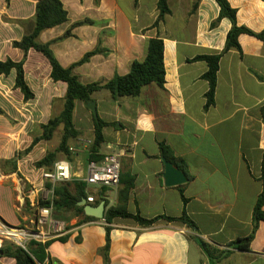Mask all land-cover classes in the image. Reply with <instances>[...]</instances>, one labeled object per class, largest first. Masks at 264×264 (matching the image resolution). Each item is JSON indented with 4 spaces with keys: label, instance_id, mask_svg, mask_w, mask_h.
I'll return each instance as SVG.
<instances>
[{
    "label": "crops",
    "instance_id": "crops-1",
    "mask_svg": "<svg viewBox=\"0 0 264 264\" xmlns=\"http://www.w3.org/2000/svg\"><path fill=\"white\" fill-rule=\"evenodd\" d=\"M38 1L0 0V61L24 60L25 79L34 94L26 100L16 88L15 70L0 75V217L12 226L27 225L32 219L29 204H21L32 189L51 199L41 169L34 173L29 167L50 152L49 142L41 141L26 151L42 135V125L61 113L67 91L66 83L51 79V65L41 53L30 50L25 54L13 46L33 30ZM228 1L237 10L239 26L256 33L264 30V1ZM61 2L68 21L41 32L38 41L50 44L65 68L100 48V53L74 69L85 85L127 75L134 61L145 60L151 39L163 40V88L150 84L139 96L118 100L108 91L93 95L98 118L109 124L103 129L105 143L100 154L120 155L122 179L133 181L128 213L154 219L180 218L185 211L197 230L162 218L151 226L115 218L105 258L107 225L102 220L85 221L73 212H54L68 225L69 233L49 248L29 245L37 264H264V222L248 252L230 247L253 233L254 209L263 190L264 43L243 34L239 37L241 52L230 50L222 56L215 102L206 108L209 83L203 76L209 68L205 61L194 59L222 53L232 28L227 18L212 27L220 15L215 0H168L169 13L158 26L159 0ZM86 19L93 23L72 29V36L64 38L74 23ZM94 118L85 103L76 102L78 141L93 142ZM161 143L185 161L192 180L165 186ZM77 146L78 153L72 154L70 162L75 180L80 181L88 174L90 147ZM17 156L14 172L1 165ZM121 188L87 186L86 193L96 202L103 197L109 207H117ZM199 239L211 252L216 251V259L203 251ZM0 264L17 261L10 254L0 255Z\"/></svg>",
    "mask_w": 264,
    "mask_h": 264
},
{
    "label": "trees",
    "instance_id": "trees-1",
    "mask_svg": "<svg viewBox=\"0 0 264 264\" xmlns=\"http://www.w3.org/2000/svg\"><path fill=\"white\" fill-rule=\"evenodd\" d=\"M220 7L219 18L213 22L212 27H216L222 19H229L232 23V28L227 35L226 45L222 53L215 55L199 56L194 61H205L208 64V71L203 76L209 83V90L206 94L207 104L206 108L212 106L215 102V92L217 87V75L220 68V61L224 54L230 50H237L241 52V46L239 44V37L243 34L257 38L264 43V30L260 33H256L247 27L239 26L237 22V10L234 9L228 0H215ZM264 1V0H262ZM158 8L160 11L159 18L155 24L158 26L159 22L163 20L164 16L169 13L168 0H159ZM68 21V13L64 8L61 0H39L36 7L35 26L30 34L26 35L21 41H16L13 46L22 50L27 54L30 50H35L41 53L51 65V79L54 82H64L67 84V91L63 98V109L57 116H53L45 125H42V135L34 139L31 147L26 151L30 152L35 145L41 141H51L54 137L56 130L63 126V135L59 147L55 151H50L40 161L36 163L38 169L50 170L54 164L58 161V155H63L67 160L72 161L73 155L70 152V143L72 141H78L81 133L75 127L74 112L76 102L81 101L88 104L93 101V95L99 91H108L111 93L114 99L121 98H133L141 94L143 88L150 84H156L163 88L165 85V62H164V42L162 39L153 38L149 41L147 57L144 61H134L130 72L127 75L120 76L115 75L111 80L106 82H96L85 85L81 83L79 77L74 73V69L77 66L87 63L91 57L101 52L100 48L87 53L84 58L73 64L69 68H65L61 65L55 54L50 48V44H43L38 41V37L44 30L51 29L60 26ZM91 20H83L72 25V28L68 30L64 38L72 36V29L92 24ZM13 70L16 71V88L20 89L24 94L26 100L34 98L30 87L25 79L24 60L21 62H14L8 59L5 62L0 61V75H9ZM0 113L3 111L0 109ZM264 116V109H263ZM109 124L102 121L100 118H94V139L90 146L89 160L98 161L102 157L101 149L105 143L103 135V129ZM161 156L166 158L169 162H172L175 166L180 168L188 177L192 180V176L187 170L186 163L183 159H179L173 155L171 148L164 143L160 144ZM104 157V156H103ZM102 157V158H103ZM101 158V159H102ZM19 156L14 159L2 161L1 165L10 166L12 172L17 170V161ZM263 184V190L257 200L254 209V231L245 238H239L230 244V247L239 251L248 252L250 250L251 242L255 237L256 230L259 227L260 222H264V155L261 165V178ZM120 185L123 186L119 192L120 204L117 207H109V203L101 197L100 201L94 203L99 205L101 201H106V245L103 249L105 258L108 257V252L111 243V227L115 218H130L137 221L144 226H151L159 219H166L170 222H181L188 227L197 230L196 224L188 217L186 212L180 218L172 217H158L154 219H145L140 215H132L126 210V203L128 200V194L133 188L132 180H123L121 174ZM87 184L83 181L73 180L67 183H61L54 188L53 201H43L42 206L53 205L55 213L73 212L78 216H83L85 221L95 220L92 217H88L84 213V207L79 206V203L83 199H87L86 193ZM106 189V188H103ZM181 194L184 204L188 200L184 196V190L181 188ZM200 247L211 258L214 257L216 251L211 252L210 246L202 239L198 240ZM12 255L17 264H37L30 251H26L21 248L14 247L12 245H6L0 250V255Z\"/></svg>",
    "mask_w": 264,
    "mask_h": 264
},
{
    "label": "built area",
    "instance_id": "built-area-1",
    "mask_svg": "<svg viewBox=\"0 0 264 264\" xmlns=\"http://www.w3.org/2000/svg\"><path fill=\"white\" fill-rule=\"evenodd\" d=\"M83 147H90L92 141L79 140ZM72 154H77L78 150L70 147ZM121 157L118 154L105 155L100 161H90L88 163V174L80 180L87 186L98 188H118L121 181ZM41 178L44 184L50 186L51 199L44 195L34 194L36 189L31 190L22 199V206L30 207L32 219L27 225L12 226L0 217V250L6 245L29 251L32 243L41 244L49 248V244L65 237L68 232V225L54 216L53 205L42 206L43 201H53L54 188L61 183L75 180L71 162L67 159L58 160L52 169H41ZM87 202L94 204L95 198L88 197ZM106 225L105 219L102 220Z\"/></svg>",
    "mask_w": 264,
    "mask_h": 264
},
{
    "label": "water",
    "instance_id": "water-1",
    "mask_svg": "<svg viewBox=\"0 0 264 264\" xmlns=\"http://www.w3.org/2000/svg\"><path fill=\"white\" fill-rule=\"evenodd\" d=\"M87 108L93 113L94 117L98 118L97 107L94 101L86 104ZM165 165L164 184L166 187H175L186 184L188 178L185 173L177 168L172 162H169L166 158H162ZM79 206L84 207V213L88 217H92L98 220H104L106 214V202L101 201L99 205L87 203L86 199H83Z\"/></svg>",
    "mask_w": 264,
    "mask_h": 264
},
{
    "label": "rangeland",
    "instance_id": "rangeland-1",
    "mask_svg": "<svg viewBox=\"0 0 264 264\" xmlns=\"http://www.w3.org/2000/svg\"><path fill=\"white\" fill-rule=\"evenodd\" d=\"M47 106H48V105H47ZM47 110H48V109H47ZM62 135H63V126H60V127L56 130L53 139H52L51 141H48V142H49V146H48V148H49L50 151H55V150L59 147L60 142H61V139H62ZM78 144H80V146H83L81 143H79V141H78ZM78 144H77V141H76V142L72 141V142L70 143V147H73V148H75L76 150H78V149H79V147L77 146ZM39 152L41 153V149L39 150ZM73 155H74V154H73ZM58 157H59V158H62V157H64V156H62L61 154H59ZM36 163H37V162L35 161V162L30 163V165H29L30 169H31L34 173H36V172H37L36 170H38L37 167H36ZM2 166H3V165H2ZM102 222H103V221H102Z\"/></svg>",
    "mask_w": 264,
    "mask_h": 264
},
{
    "label": "bare ground",
    "instance_id": "bare-ground-1",
    "mask_svg": "<svg viewBox=\"0 0 264 264\" xmlns=\"http://www.w3.org/2000/svg\"><path fill=\"white\" fill-rule=\"evenodd\" d=\"M174 5V4H173Z\"/></svg>",
    "mask_w": 264,
    "mask_h": 264
}]
</instances>
